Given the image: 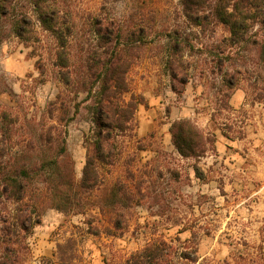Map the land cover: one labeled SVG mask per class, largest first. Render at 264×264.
Masks as SVG:
<instances>
[{
    "label": "rangeland",
    "instance_id": "374dc122",
    "mask_svg": "<svg viewBox=\"0 0 264 264\" xmlns=\"http://www.w3.org/2000/svg\"><path fill=\"white\" fill-rule=\"evenodd\" d=\"M55 1L70 27L65 37L72 63L95 46L96 19L112 21L126 46L132 30L141 28L140 57L127 73L125 97L133 94L142 101L130 133L117 136L121 152L115 165L100 168L99 190L81 211L48 206L44 182L29 184L27 193L37 197L40 220L29 233L20 231L17 240L26 245L22 264H40L44 258L54 264H124L131 253L160 240L167 243L174 264H264V69L253 47L228 46L221 25H190L178 0ZM33 28L35 36L24 42L0 19V111L19 118L17 140L52 122L48 103L58 93L67 98L74 93L53 65L56 39L37 23ZM174 30L188 41L183 59L189 64L172 79L164 59ZM234 66L240 71L228 88L222 74ZM180 119L202 134L201 154L176 149L171 125ZM93 126L86 104L62 125L77 182L94 139ZM119 181L127 186L128 197L115 198V209L123 214L115 230L116 216L103 200ZM17 206L2 199L0 218L13 221L23 212Z\"/></svg>",
    "mask_w": 264,
    "mask_h": 264
},
{
    "label": "trees",
    "instance_id": "16d2710c",
    "mask_svg": "<svg viewBox=\"0 0 264 264\" xmlns=\"http://www.w3.org/2000/svg\"><path fill=\"white\" fill-rule=\"evenodd\" d=\"M178 3L190 25L201 29L221 25L228 32L222 38L228 46L248 51L253 47L255 58L262 63L261 70L264 69V0H178ZM60 11L55 0H0V19L9 23L10 30L21 41L27 42L35 36V23L52 34L57 47L53 65L62 84L66 88L71 85L74 91L69 98L58 93L48 103V118L52 122L41 127L35 135H28V138L15 139L19 118L6 110L0 111V204L2 199L13 200L18 203V211H23L18 212L13 221L7 216L0 218L4 224L0 228V243L3 244L0 264H22L26 245L17 240L20 231L29 233L40 220L39 207L35 203L37 197L27 193L29 184L39 179L44 182V199L48 206L64 212L81 211L93 192L99 190L102 183L100 168L115 165L121 152L117 136L130 133L134 111L142 101L141 96L133 94L127 99L125 97L130 90L127 73L140 57L141 28L132 30L134 37L126 46L120 43V33L112 21L96 19L95 46L85 50L81 59L72 63L65 37V34L69 35L70 27ZM168 36L164 64L175 79L180 70H186L189 64L183 59L188 41L178 30ZM240 56L246 58L245 55ZM38 68L43 69V64L39 63ZM222 68L219 62L218 70L222 71ZM239 71L236 66L224 69L223 83L228 88L234 86L233 77ZM179 80L182 78L179 77ZM79 94L84 96L78 99ZM82 104H86L92 113L94 139L87 146L82 177L77 182L73 178L62 125L73 118ZM171 128L179 153L201 154L204 151L202 134L187 119L174 121ZM126 175H132L128 166ZM127 189L119 181L111 188L110 196L103 200L116 216L113 221L115 230L121 228L123 216L115 209V198L119 194L127 198ZM31 199L32 203L25 202ZM15 243L19 246H14ZM166 247L164 240L146 244L131 253L124 264H174L170 263ZM40 264L54 263L44 258Z\"/></svg>",
    "mask_w": 264,
    "mask_h": 264
}]
</instances>
